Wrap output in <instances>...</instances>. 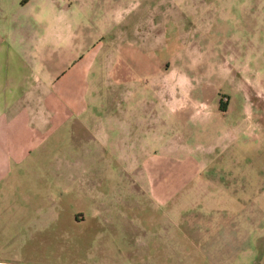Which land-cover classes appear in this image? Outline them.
Listing matches in <instances>:
<instances>
[{
  "label": "rangeland",
  "instance_id": "rangeland-1",
  "mask_svg": "<svg viewBox=\"0 0 264 264\" xmlns=\"http://www.w3.org/2000/svg\"><path fill=\"white\" fill-rule=\"evenodd\" d=\"M245 3L125 1L124 16L137 10V38L127 32V43L110 48L112 71L103 72L96 101L110 103L111 108L127 105V119L137 113V158H126L121 173V162L110 154L109 179L100 168L93 175L95 196L104 193V207L97 218L89 217V204L80 205L77 217L86 220L76 224L62 220L60 235L40 241L35 251L22 255L21 262L264 264V11H248ZM122 54L127 60L115 63ZM135 54L137 59L151 56L153 62L146 64L151 67L146 70L138 60L135 63ZM118 64L124 73H117ZM239 65L259 87L251 99L255 119L249 132L253 139L222 145L217 136L222 138L234 126L244 124L245 99L237 92L242 79V72L237 73ZM151 75H155L153 84ZM171 102L189 105L193 116L180 109L167 122L160 116L166 115L165 104ZM223 102L225 112L219 109ZM203 103H207V115H197ZM162 119L167 127L164 120L158 123ZM131 127L126 130H134ZM159 135L173 136L179 150L212 156L208 168L201 171L202 180L165 205L151 198L144 165L149 156L161 153L164 143H157ZM68 142L62 138L63 153L69 152ZM62 206L63 217L73 212ZM203 230L206 234L197 237ZM151 233L157 235L159 245L153 244Z\"/></svg>",
  "mask_w": 264,
  "mask_h": 264
},
{
  "label": "crops",
  "instance_id": "crops-1",
  "mask_svg": "<svg viewBox=\"0 0 264 264\" xmlns=\"http://www.w3.org/2000/svg\"><path fill=\"white\" fill-rule=\"evenodd\" d=\"M125 1L0 0V264H27L21 262L22 255L35 251L40 241L59 236L62 220L76 224L87 219L77 217L80 205L89 204V217L96 219L104 207V193L95 196L94 173L100 168L108 178L110 154L121 162V173L126 158H137V113L127 119V105L111 108L110 103L96 101L103 72L112 71L110 48L127 43V32L137 38V10L124 16ZM245 5L248 11H264V0H246ZM135 55V63L138 60L146 70L151 67L146 66L153 62L151 56ZM118 56L115 63H124L126 56ZM117 67V73H124L122 66ZM237 69L242 72L237 92L245 99L244 124L217 136L222 145L253 139L251 99L259 87L243 66ZM203 104L197 115H207V103ZM174 105L165 104L166 115L160 117L168 122L174 116L170 114L180 109L193 116L189 105ZM129 127L134 130H126ZM62 138L70 142L68 153L62 151ZM157 138L165 146L144 165L151 198L165 205L202 180L201 171L212 156L179 150L173 136ZM62 205L73 212L63 217ZM203 231L197 237L204 236ZM156 238L151 233L157 246Z\"/></svg>",
  "mask_w": 264,
  "mask_h": 264
},
{
  "label": "trees",
  "instance_id": "trees-1",
  "mask_svg": "<svg viewBox=\"0 0 264 264\" xmlns=\"http://www.w3.org/2000/svg\"><path fill=\"white\" fill-rule=\"evenodd\" d=\"M220 109L222 110V111H225L226 110V106H225V103L223 102V104L221 103V105H220Z\"/></svg>",
  "mask_w": 264,
  "mask_h": 264
}]
</instances>
